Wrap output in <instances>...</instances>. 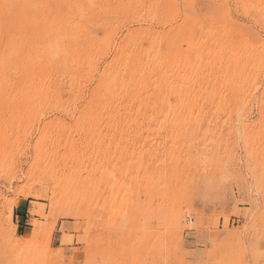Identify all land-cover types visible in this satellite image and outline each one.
<instances>
[{
    "label": "rangeland",
    "instance_id": "1",
    "mask_svg": "<svg viewBox=\"0 0 264 264\" xmlns=\"http://www.w3.org/2000/svg\"><path fill=\"white\" fill-rule=\"evenodd\" d=\"M0 64V264H264V0H0Z\"/></svg>",
    "mask_w": 264,
    "mask_h": 264
},
{
    "label": "bare ground",
    "instance_id": "2",
    "mask_svg": "<svg viewBox=\"0 0 264 264\" xmlns=\"http://www.w3.org/2000/svg\"><path fill=\"white\" fill-rule=\"evenodd\" d=\"M141 12V11H140ZM132 14V13H131ZM126 16V15H125ZM141 17V16H140ZM249 17V16H248ZM107 19V18H106ZM110 33H112V32H110ZM92 38V37H91ZM136 38V37H135ZM138 38V37H137ZM128 40V39H127ZM137 41V40H136ZM174 45V44H173ZM184 46V45H183ZM8 47H10V46H8ZM22 47V46H21ZM173 48V47H172ZM191 49V48H190ZM68 50V49H67ZM123 50V49H122ZM129 50V49H128ZM136 50V49H135ZM144 50V49H143ZM58 51V50H57ZM132 51V50H131ZM172 51H173V49H172ZM181 51V50H180ZM122 52V51H121ZM58 53V52H57ZM61 53V52H60ZM66 54V53H65ZM163 54V53H162ZM171 54V53H170ZM175 54V53H174ZM57 55V54H56ZM61 55V54H60ZM117 55V54H116ZM164 55V54H163ZM90 56V55H89ZM132 56V55H131ZM172 56V55H171ZM146 57V56H145ZM174 57V56H173ZM10 58V57H9ZM57 58V57H56ZM142 58V57H141ZM168 58V57H167ZM181 58V57H180ZM232 58V57H231ZM129 59V58H128ZM135 59V58H134ZM143 59V58H142ZM233 59V58H232ZM132 60V59H131ZM171 60V59H170ZM21 61V60H20ZM142 61V60H141ZM199 61V60H198ZM122 62V61H121ZM133 62V61H132ZM139 62V61H138ZM216 62V61H215ZM50 63V62H49ZM128 63V62H127ZM142 63V62H141ZM189 63V62H188ZM218 63V62H217ZM224 63V62H223ZM139 64V63H138ZM142 64H144V63H142ZM163 64V63H162ZM161 64V65H162ZM1 65V64H0ZM106 65V64H105ZM127 65V64H126ZM149 65H150V63H149ZM182 65V64H181ZM22 66V65H21ZM136 66H137V64H136ZM143 66V65H142ZM141 67V66H140ZM137 68V67H136ZM168 68V67H167ZM138 69H140V68H138ZM103 70V69H102ZM137 70V69H136ZM142 70V69H141ZM121 71V70H120ZM171 71V70H170ZM102 72V71H101ZM144 73V72H143ZM82 74V73H81ZM141 75V74H140ZM143 75V74H142ZM116 76V75H115ZM125 77V76H124ZM169 79V78H168ZM167 79V80H168ZM37 81V80H36ZM210 81V80H209ZM2 82H4V81H2ZM144 82H145V80H144ZM180 82H181V80H180ZM208 82V81H207ZM24 83V82H23ZM133 83V82H132ZM136 83H137V81H136ZM1 84V83H0ZM83 84V83H82ZM100 84V83H99ZM81 85V84H80ZM123 86V85H122ZM131 86H132V84H131ZM141 86V85H140ZM198 86V85H197ZM32 87V86H31ZM98 87V86H97ZM96 87V88H97ZM128 87V86H127ZM219 87V86H218ZM204 88V87H203ZM214 89V88H213ZM135 90V89H134ZM138 90H140V89H138ZM108 91V90H107ZM20 92V91H19ZM101 92V91H100ZM223 92V91H222ZM107 93V92H106ZM197 93V92H196ZM109 94H111V93H109ZM144 94V93H143ZM126 95V94H125ZM111 96V95H110ZM27 97V96H26ZM94 97H95V95H94ZM109 97V96H108ZM112 98L111 99H113V96H111ZM133 97H135V96H133ZM140 97V96H139ZM103 98V97H102ZM110 98V97H109ZM134 99H136V98H134ZM84 100V99H83ZM118 100V99H117ZM95 102V101H94ZM129 102V101H128ZM143 102V101H142ZM115 103H117V102H115ZM138 103V102H137ZM95 104V103H94ZM130 104V103H129ZM113 106H115V105H113ZM108 107H109V105H108ZM216 107V106H215ZM114 108V107H113ZM119 108V107H118ZM140 108V107H139ZM164 108V107H163ZM105 109L107 110V107H105ZM129 109V108H128ZM202 109V108H201ZM126 110V109H125ZM134 110V109H133ZM139 110V109H138ZM102 111V110H101ZM115 115V114H114ZM100 116V115H99ZM118 120H120V119H118ZM115 123V122H114ZM109 124V123H108ZM122 124V123H121ZM124 125V124H123ZM130 126V125H129ZM133 132V131H132ZM96 133V132H95Z\"/></svg>",
    "mask_w": 264,
    "mask_h": 264
}]
</instances>
